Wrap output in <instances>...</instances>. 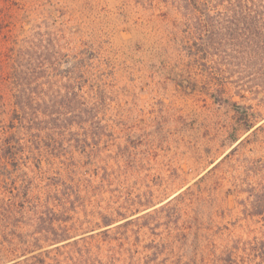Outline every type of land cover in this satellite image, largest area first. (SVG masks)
Here are the masks:
<instances>
[{"label":"rangeland","instance_id":"1","mask_svg":"<svg viewBox=\"0 0 264 264\" xmlns=\"http://www.w3.org/2000/svg\"><path fill=\"white\" fill-rule=\"evenodd\" d=\"M179 1L0 0V264H264L263 89Z\"/></svg>","mask_w":264,"mask_h":264},{"label":"trees","instance_id":"2","mask_svg":"<svg viewBox=\"0 0 264 264\" xmlns=\"http://www.w3.org/2000/svg\"><path fill=\"white\" fill-rule=\"evenodd\" d=\"M175 11L188 24L191 35L212 37L222 30L237 33L241 39L237 47L245 52V64L255 69L251 81L260 82L255 87L263 89L257 92L262 93L264 99V0H180L175 5ZM225 23L232 27L223 26ZM242 23L247 26L241 27ZM15 97L14 111L19 115V125L25 130L34 131L45 119L38 109L40 100L35 101L30 94L20 92ZM179 197L180 194L176 195L168 203ZM65 237H62L63 241L67 240ZM42 253L48 251L39 254Z\"/></svg>","mask_w":264,"mask_h":264}]
</instances>
